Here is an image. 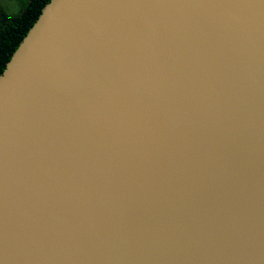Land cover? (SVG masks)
<instances>
[{
    "label": "water",
    "instance_id": "water-1",
    "mask_svg": "<svg viewBox=\"0 0 264 264\" xmlns=\"http://www.w3.org/2000/svg\"><path fill=\"white\" fill-rule=\"evenodd\" d=\"M0 264H264V0H51L0 75Z\"/></svg>",
    "mask_w": 264,
    "mask_h": 264
},
{
    "label": "trees",
    "instance_id": "trees-1",
    "mask_svg": "<svg viewBox=\"0 0 264 264\" xmlns=\"http://www.w3.org/2000/svg\"><path fill=\"white\" fill-rule=\"evenodd\" d=\"M51 0H29L20 14L0 13V75L20 43Z\"/></svg>",
    "mask_w": 264,
    "mask_h": 264
},
{
    "label": "rangeland",
    "instance_id": "rangeland-1",
    "mask_svg": "<svg viewBox=\"0 0 264 264\" xmlns=\"http://www.w3.org/2000/svg\"><path fill=\"white\" fill-rule=\"evenodd\" d=\"M29 0H0V13L5 11L15 16L21 13Z\"/></svg>",
    "mask_w": 264,
    "mask_h": 264
}]
</instances>
